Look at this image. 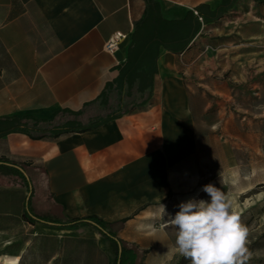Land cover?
Returning a JSON list of instances; mask_svg holds the SVG:
<instances>
[{
	"label": "crops",
	"instance_id": "crops-1",
	"mask_svg": "<svg viewBox=\"0 0 264 264\" xmlns=\"http://www.w3.org/2000/svg\"><path fill=\"white\" fill-rule=\"evenodd\" d=\"M224 4L0 0V119L49 121L59 113L61 122L69 119L60 113L70 112L87 127L111 117L56 139L20 132L0 137V159L21 168L31 183L29 190L12 176V184H0V256L18 257V264L36 255L57 257L62 234L92 229L108 243L85 220L90 216L110 224L127 248L141 250L150 215L171 192V169L195 149V108L183 83L205 78L195 59L205 32L232 7ZM114 33L125 38L110 55L103 44ZM132 40L136 55H158L154 64L127 63ZM117 84L144 91L142 104L109 115V91ZM42 194L57 214L42 206ZM74 219L79 225L69 223Z\"/></svg>",
	"mask_w": 264,
	"mask_h": 264
},
{
	"label": "rangeland",
	"instance_id": "rangeland-1",
	"mask_svg": "<svg viewBox=\"0 0 264 264\" xmlns=\"http://www.w3.org/2000/svg\"><path fill=\"white\" fill-rule=\"evenodd\" d=\"M213 24L203 36V53L194 56L204 65L205 78L189 77L193 81L183 83L195 108V149L171 169V192L161 203L167 215L162 217L159 210L150 215L140 264H190L174 250L176 229L168 218L189 199L210 201L202 191L207 184L228 196L248 229L246 264H264V4L239 0L222 9ZM147 60L142 58V65ZM144 97L136 86L117 84L109 91L108 114L138 106ZM41 200L43 207L58 213L44 194ZM35 204L32 198L26 207L33 210ZM70 235L60 236L57 257H25L26 263L113 264L111 248L96 230ZM18 262V257L0 256V264Z\"/></svg>",
	"mask_w": 264,
	"mask_h": 264
},
{
	"label": "clouds",
	"instance_id": "clouds-1",
	"mask_svg": "<svg viewBox=\"0 0 264 264\" xmlns=\"http://www.w3.org/2000/svg\"><path fill=\"white\" fill-rule=\"evenodd\" d=\"M202 191L210 201L189 199L168 218L176 229L174 250L190 264H246L248 229L233 211L231 200L213 184L204 185ZM159 214L167 215L161 203Z\"/></svg>",
	"mask_w": 264,
	"mask_h": 264
},
{
	"label": "trees",
	"instance_id": "trees-1",
	"mask_svg": "<svg viewBox=\"0 0 264 264\" xmlns=\"http://www.w3.org/2000/svg\"><path fill=\"white\" fill-rule=\"evenodd\" d=\"M224 1L225 7H231L236 2V0ZM254 1L259 4H264V0ZM157 56V54L143 52L136 55L135 43L132 40V43L129 46L127 63L130 64L137 62L141 58H146L148 59L147 61L154 64ZM135 57L137 58L135 59ZM60 114L65 115L69 120L56 122L55 118L59 115V113H56L49 121H39L33 118L19 119L16 117L0 119V137L9 132H20L26 134L31 139H56L61 135L70 132L86 131L111 118H101L98 120V122L95 121L91 125L83 127L77 120L79 113L62 112ZM5 163L8 162L0 159V184H12L13 182L11 183L10 177L15 176L17 179H19V181L22 182L23 186L29 189L31 183L26 179V177L15 167L7 166ZM23 216L27 221L32 222V219L27 215V212L24 213ZM85 220H88L90 223H92L94 228H100L101 231H99V233L108 241L111 251L114 255L113 264H140V257H138L140 251L135 248H127L121 240L115 239L114 233L109 228L110 224L104 223L95 216L87 217ZM80 221V219H74L69 221V223L74 222L79 225Z\"/></svg>",
	"mask_w": 264,
	"mask_h": 264
},
{
	"label": "built area",
	"instance_id": "built-area-1",
	"mask_svg": "<svg viewBox=\"0 0 264 264\" xmlns=\"http://www.w3.org/2000/svg\"><path fill=\"white\" fill-rule=\"evenodd\" d=\"M125 36L120 33H114L103 44V50L108 54H113L118 50L120 43L124 40Z\"/></svg>",
	"mask_w": 264,
	"mask_h": 264
},
{
	"label": "water",
	"instance_id": "water-1",
	"mask_svg": "<svg viewBox=\"0 0 264 264\" xmlns=\"http://www.w3.org/2000/svg\"><path fill=\"white\" fill-rule=\"evenodd\" d=\"M19 171H21L22 173H24L23 171H22V169L21 168H17Z\"/></svg>",
	"mask_w": 264,
	"mask_h": 264
}]
</instances>
